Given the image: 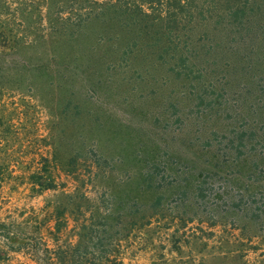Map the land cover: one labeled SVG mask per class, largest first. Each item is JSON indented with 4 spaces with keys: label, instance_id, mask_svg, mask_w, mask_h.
Here are the masks:
<instances>
[{
    "label": "rangeland",
    "instance_id": "374dc122",
    "mask_svg": "<svg viewBox=\"0 0 264 264\" xmlns=\"http://www.w3.org/2000/svg\"><path fill=\"white\" fill-rule=\"evenodd\" d=\"M176 2L125 0L110 22L91 0L0 1V219L16 236L64 191L113 216L124 264H264V213L237 201L264 207V0ZM50 174L55 190L34 185Z\"/></svg>",
    "mask_w": 264,
    "mask_h": 264
},
{
    "label": "trees",
    "instance_id": "16d2710c",
    "mask_svg": "<svg viewBox=\"0 0 264 264\" xmlns=\"http://www.w3.org/2000/svg\"><path fill=\"white\" fill-rule=\"evenodd\" d=\"M5 1L7 0H0ZM93 3L100 9L103 7L105 10L99 12V18L104 21L112 22L117 10H112L120 5H122L125 0H91ZM134 6L140 8L141 0H134ZM178 4H182L184 0H176ZM138 3V4H137ZM113 11L111 16L108 14L110 11ZM136 12H138L136 10ZM131 17L134 18V14H131ZM7 60L6 57H1L0 60ZM255 81V84L258 86L264 87V76H256L252 78ZM259 92V91H258ZM261 93V90L259 92ZM243 141L240 140L241 144ZM239 144V145H240ZM237 152L240 151V146L236 148ZM231 151H234L231 149ZM234 153V152H233ZM249 154H237L235 159H242L243 156H248ZM258 153L255 154L251 160L248 161L251 173L255 174L258 172L260 162L257 158ZM247 162V161H246ZM240 163L245 165L244 160H241ZM247 163V164H248ZM260 171V169H259ZM261 175V179L264 180V174ZM50 184H45V182L40 181L34 182L35 186L39 185L42 189L44 187L48 189L55 190L57 184L54 177L50 174L49 179L46 180ZM66 187V186H64ZM77 189V188H76ZM75 189V190H76ZM62 194L68 197V201L65 204L58 202L52 207L51 218L50 220L45 221V218L40 217V214L32 208V214L28 219V228L30 234L29 238H22L20 235L16 236L14 230L10 227V223H7L6 220L0 219V239H1V248H0V264H22L20 262H10L9 259H6V248H11L14 243H17L16 252H21L24 255L28 256L36 264H124L123 260L117 255L111 254L109 251V242L108 239L110 236L111 225L110 220H112L111 215L103 214L100 216V220L97 221V217L94 213L90 212L91 210H82V207L79 204H74L71 202L73 200L74 194H67L64 191ZM257 193L247 194V192H242L238 198V202H249L253 200V205L249 209L252 212L253 216L257 219H260L262 212L264 213V207L257 206L254 208L256 203ZM261 197L264 198V192L261 194ZM69 213L73 216L75 221L74 230L76 232L77 240L76 242L66 241L61 243L60 233L62 228H66L68 223L63 221L66 217V214ZM260 213V214H259ZM264 215V214H263ZM55 221V226H52V223ZM15 224V223H14ZM12 226V225H11ZM102 226L104 230L100 233L96 232L95 228ZM12 249V248H11Z\"/></svg>",
    "mask_w": 264,
    "mask_h": 264
}]
</instances>
